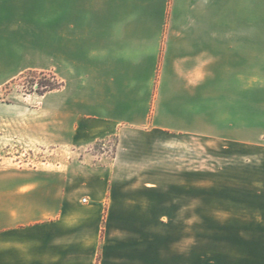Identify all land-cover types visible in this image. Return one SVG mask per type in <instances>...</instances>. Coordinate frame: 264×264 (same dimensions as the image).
Listing matches in <instances>:
<instances>
[{
	"label": "crops",
	"instance_id": "1",
	"mask_svg": "<svg viewBox=\"0 0 264 264\" xmlns=\"http://www.w3.org/2000/svg\"><path fill=\"white\" fill-rule=\"evenodd\" d=\"M33 70L86 153L0 166V264H264V0H0V86Z\"/></svg>",
	"mask_w": 264,
	"mask_h": 264
},
{
	"label": "rangeland",
	"instance_id": "2",
	"mask_svg": "<svg viewBox=\"0 0 264 264\" xmlns=\"http://www.w3.org/2000/svg\"><path fill=\"white\" fill-rule=\"evenodd\" d=\"M44 78L51 83L59 80L51 72L33 70L0 86V166L39 167L85 155L84 149L76 151L45 142L44 97L48 91L43 94L33 91L34 83ZM115 143L116 138L112 136L88 149L94 154L105 149L111 157ZM87 157L91 159L89 154Z\"/></svg>",
	"mask_w": 264,
	"mask_h": 264
},
{
	"label": "trees",
	"instance_id": "3",
	"mask_svg": "<svg viewBox=\"0 0 264 264\" xmlns=\"http://www.w3.org/2000/svg\"><path fill=\"white\" fill-rule=\"evenodd\" d=\"M44 73V72H40ZM62 86V81L58 80L56 83H51L48 79H40L38 82L34 83L33 91L38 94H43L44 92L51 91Z\"/></svg>",
	"mask_w": 264,
	"mask_h": 264
},
{
	"label": "built area",
	"instance_id": "4",
	"mask_svg": "<svg viewBox=\"0 0 264 264\" xmlns=\"http://www.w3.org/2000/svg\"><path fill=\"white\" fill-rule=\"evenodd\" d=\"M85 201V199H83Z\"/></svg>",
	"mask_w": 264,
	"mask_h": 264
}]
</instances>
